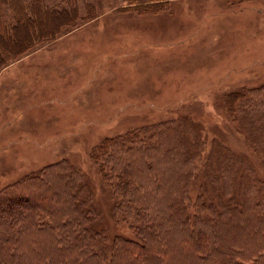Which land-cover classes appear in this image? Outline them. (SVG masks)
Wrapping results in <instances>:
<instances>
[{"label": "rangeland", "instance_id": "obj_1", "mask_svg": "<svg viewBox=\"0 0 264 264\" xmlns=\"http://www.w3.org/2000/svg\"><path fill=\"white\" fill-rule=\"evenodd\" d=\"M42 1L96 16L0 70L3 264L264 261V0Z\"/></svg>", "mask_w": 264, "mask_h": 264}, {"label": "trees", "instance_id": "obj_2", "mask_svg": "<svg viewBox=\"0 0 264 264\" xmlns=\"http://www.w3.org/2000/svg\"><path fill=\"white\" fill-rule=\"evenodd\" d=\"M154 4L155 3L146 7L153 8L155 6ZM91 6L87 9V12H89L91 16H82L78 6L74 4L72 8H54L47 5L42 0H0V70L8 65L9 62L15 61L23 55H27L35 49L38 44L57 39L66 27H76L80 20L85 18L90 20L94 18L96 15ZM5 7H9L13 12V18L10 23L5 19L3 12ZM235 95L236 94L232 93L229 100L232 108L237 102V96ZM103 175H105V179L108 178L106 171L103 172ZM204 243L205 242H198L197 240V248H200L203 252L211 251L213 245L203 246ZM135 245L137 244L130 242H126L125 245H123L120 241L119 249L123 250V254H121L119 261H115L114 264H124V259L131 261V264H147L145 261L148 258L157 259L156 256L160 255V252L156 251L159 249L149 242L143 245L140 244L141 246ZM5 248L10 250L13 249V247H7V245ZM30 249H33L32 245ZM1 250L3 249L0 246V264H3V261H13L11 253H5V255ZM215 252L219 253L216 249ZM135 254L137 260L133 261V259L131 260L130 258ZM7 256H10V259L7 258ZM12 256H14V254ZM192 256L196 258L193 262H198V260L203 261V258H200L196 253ZM226 256L225 259L218 257L214 261L220 259L216 264H220L219 262H222L221 264H264L261 257L253 256L250 260H243L238 259V257L234 255L230 256V253L229 255L226 254ZM19 263L22 264L21 261H14V264ZM205 264L208 263L205 261Z\"/></svg>", "mask_w": 264, "mask_h": 264}]
</instances>
